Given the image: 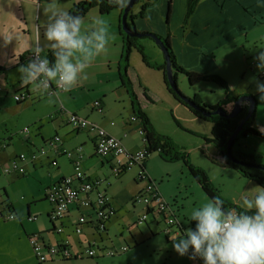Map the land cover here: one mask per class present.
Masks as SVG:
<instances>
[{"label": "rangeland", "instance_id": "obj_1", "mask_svg": "<svg viewBox=\"0 0 264 264\" xmlns=\"http://www.w3.org/2000/svg\"><path fill=\"white\" fill-rule=\"evenodd\" d=\"M43 1L46 2V0ZM66 1V3L60 2V6H63L72 0ZM47 6L46 3L41 8V16L43 18L41 21H44L45 19L43 9ZM56 6L58 5L56 4ZM170 10L169 15H167V0H152L150 2H148V0H139L135 2L130 11L135 14L143 11V15L133 21L135 28L136 25H138V30L136 28L138 33H150L165 38L168 36L167 32H169L170 45L176 63L185 71L195 72L202 75H217L221 77L228 84L234 97H240L241 94L244 93L258 96L255 81H260L258 77L260 72L257 71L256 67H252L251 64H249V66H246L245 76H242L243 68L241 67L245 61L243 56L247 54V52H242V49L244 48L245 51H247L254 47H264V24L260 26L257 25L253 29H250L247 38L243 35L239 39L238 43L243 48L239 47L235 49L234 42H232L231 46L228 45L224 47L223 45L217 49H213L212 47L209 48V46H211L209 42L204 43V40L208 38V29L200 26L202 22L200 23L196 17L194 18V11L186 17V0H171ZM112 12H114V10ZM240 19L246 23L247 19L244 16H241ZM127 20L129 19L127 18ZM158 31L161 34H158ZM259 38L263 39V43L260 44L257 41ZM137 43L142 46L143 55L149 65H146L142 61L140 54L134 49H131L128 54L127 65L128 69L131 68L135 75L139 77L138 80L142 87H145L148 91V101L143 100L142 97L140 98L142 112L147 116L155 131L160 135L168 137L179 151L187 153L189 162L192 165L201 168L206 173L212 185L219 191L220 196L231 201V196L240 192L242 189V186L239 183L242 182L243 184H247V180L241 178L236 171L223 166V163L218 160L217 154L220 155L221 152L224 154L225 148L219 150L211 143V130L213 124L210 121L196 118L186 107L178 103L166 90V87L163 84L162 72L155 69V66L157 67L164 64L163 53L157 44L148 37L138 39ZM211 49H213V52ZM214 57L216 58L217 63L214 62ZM227 61H229V63L225 64ZM218 72L223 76L219 75ZM225 77H227L228 80H226ZM0 80L4 83V85H0V139L11 137L12 140L19 145L23 142L22 139L26 136L22 131L28 129L30 135H27L28 137H26L32 138L31 140L35 141V144L38 147L37 149H39L41 142L40 138L36 136V125L39 121H37V123L32 122L31 124L29 122L36 118H40L38 115L41 113L44 100H48L47 97L41 98L32 93L27 100L16 104L13 100V96L25 95V90L21 87V83L10 86L6 85L5 75L2 72H0ZM261 81H264V79ZM175 84L183 97L195 101L200 106L215 107L220 103L222 104L221 108L227 111L226 107L232 105L224 101L223 89L214 83L201 82L194 87H190L188 86L185 77L177 73L175 75ZM258 101L260 104L258 110L259 115L262 108V102L259 99ZM95 114L96 116H100V118L103 116L101 118L102 122H107L109 124L112 121L116 122L115 117L117 115L115 113L112 118L104 115V113L95 112ZM51 115H53V113L50 114V116ZM53 135L54 130L49 125H46L43 130V136L47 139H51ZM61 135L65 139L68 137H65L63 133H61ZM80 135L87 138L84 133H80ZM87 135L88 142L86 139L85 141L87 143V149L89 150L88 146H91L89 138L93 137L94 133L88 132ZM140 137V134L136 132V136L129 141L131 143L136 142V144L139 145ZM79 139H81V137ZM243 140L244 139H239L235 148H237L238 144L240 145L239 147H241ZM77 141L78 139L72 141V143H77ZM25 145L26 144L24 143L23 150L27 151ZM45 149L48 153V148L45 147ZM13 151H15L13 147L8 145L7 148L2 149V157L7 159L8 155H11ZM118 158L119 157H117L116 160ZM94 159L99 158H91V162L95 165L96 161ZM6 162L7 160L5 161V164ZM147 162L151 169L148 175L150 176L154 174L156 176V183L158 184L161 194L165 196L164 199L169 205H171L174 211L177 212L178 209V216L175 215L179 219L183 220V217L187 219L192 208L198 207L208 199L200 186L189 176L187 169L181 162H164L157 156V153L149 154L146 158V163ZM110 166H106L99 173L105 172L107 175H110ZM137 169L138 168L133 167L121 176L118 182H123V186H119V184L118 187L115 182L116 179L113 177L105 182L110 194H112V192L115 193L114 190H117L120 195L119 203L114 207V214L111 216L109 223H105V230H107V232H93L91 229L83 227V233L89 236V243L94 240L95 247L97 248L103 246L108 249H112L113 247L119 249L120 246L124 244V241L131 244L132 238H135L136 244H140L141 239L148 240V242H144L135 251H133L134 249H131L125 254L124 252L121 253V256L114 255V257H103L97 261L82 260L78 261L79 263L127 264V259L125 258L129 256L133 264H145L147 261L153 263L157 256H165L164 250L168 251L170 249V251H174L172 243L169 245L165 244V236L163 233H159V228L149 224L151 220L150 216L147 217V223L149 224L148 227H150V230H148L147 225L137 223L143 214L142 208L145 206V204L141 202L139 207V203L136 199L137 194H132L133 196L130 197V189H139L142 193L145 188L144 182L138 184L137 187L132 182L131 177H133V175L134 177L136 176ZM43 170L44 174L48 176L45 167ZM51 171L53 170L48 168V174L51 173ZM64 171L66 173H71L72 171L73 173V167H68L67 165L66 170H62V172ZM12 175L13 174L8 176L4 175L5 177L1 178L0 210L6 205L7 201L12 202L13 204L15 203V207L19 210L17 215L21 216L19 219L23 221L25 219V216H23L25 212H21V209L26 204L23 199L29 196L30 192L37 194L42 192V189L38 184L39 180L36 178L34 179V176L31 177L30 173L25 175L24 178L18 177V179H15V181L19 182L9 184V182L6 181L15 176ZM22 179L30 182L29 185L21 182ZM44 205L48 206L43 200H39L36 204L31 205V215H39V212L37 211H41L45 208ZM7 214H9V212H6L3 217H0V241L3 242V245L10 241L12 247V245L19 240L17 236L19 233H22V229L20 228L17 218L14 221L8 222L4 218ZM42 218L43 217L39 216L38 222H40ZM13 222H16L17 226L14 225ZM24 222L23 225L26 227L28 225L34 226L35 223H38L33 222L29 224L27 221ZM77 222L78 219L75 217V223ZM185 222H188V219L185 220ZM149 247L154 249L156 252L155 254H157L156 256L153 255L152 259H149V253L147 251V248ZM12 249L13 255L17 254L15 247H12ZM131 251H133V255L128 254ZM96 256L101 257V254L98 253ZM192 260L193 259H189L188 255L179 256L178 254H175L174 258L171 257L167 259L166 264H194ZM35 263L38 264L37 261H35ZM10 264L18 263L14 262ZM200 264H202V262Z\"/></svg>", "mask_w": 264, "mask_h": 264}, {"label": "crops", "instance_id": "obj_2", "mask_svg": "<svg viewBox=\"0 0 264 264\" xmlns=\"http://www.w3.org/2000/svg\"><path fill=\"white\" fill-rule=\"evenodd\" d=\"M80 1L83 0H72L67 4H64L63 6H60V2L66 3L67 1L57 0V7L68 11L73 4ZM45 4L46 2L43 0H0V72L5 75V84L8 86L21 83L16 68L19 64H23L22 56L32 50V46L34 43L39 42L42 47L45 44V41L43 39V28L41 27L43 23V21H41L43 20L41 16V8ZM131 13L135 14L132 11ZM241 16H244L248 21L246 20V23H244L240 19ZM120 17L121 15L117 10H114V12L111 11L106 14H101L99 12V9L97 8L90 9L83 17L84 23L82 26V30L87 31L91 29L94 26L95 20L103 19L108 24L111 38L105 50L100 52L93 58L89 66L85 69V72L81 75L80 79L70 91H59L57 92L56 96H45L42 88L40 86H37L36 83H21V87L25 90V92H28L29 96L34 93L38 97H47L48 99L44 100V103L42 104L41 113L38 115V117L40 118H36L33 121L29 122L31 124L32 122L37 123V121H39V123L36 125V136L40 138V148L45 149V147H47L48 153H46V155L43 157H38L35 162L27 166L26 175L30 173L31 177L34 176V179L36 178L37 180H39L38 184L41 187L42 192H39L37 194L30 192L29 196L23 199L26 204L21 209V212H25V214L23 215L25 216V219L23 221L19 219L21 218V216L17 215L19 210L15 207V203L13 204L12 202L7 201L6 205L0 210V217H3L6 212H11L14 218L7 221H14L17 218L20 228L22 229V233H19V235L17 236L19 240L12 245V247H15L17 254L13 255V249L11 247L10 241L5 245H3V242L0 241V264H10L14 262L18 264H36V260L33 257L32 249L28 241V237L35 234L38 235L40 237V241L46 245L55 246L62 244L64 241H67L68 250L73 256L69 259H56L47 261L43 264H81L78 261H97L99 259H102L103 257H108L102 255V249L105 251H117L121 247L126 246L127 251L124 252L125 254L131 249H134L133 251H135L144 242H148V240L141 239V243L136 244L135 238H132L131 244L124 241V244L120 246V248L118 247L119 249H116L114 247L112 249H108L103 246H101L100 248L95 247V242L94 240H92V243L94 242V249L97 248V254L100 253L101 257L95 256L93 258H87L85 257V250L89 244V236L83 233V227L91 229L93 232L96 231L93 229L92 225H83L82 234L76 235L73 232V227L76 224L75 217H77L78 219V216L80 214L93 218L92 212L90 210H78L74 205L69 206L68 212L66 213L65 217L60 222L55 223L56 226L61 225L63 227V231L60 234H56L52 231V226L47 219L48 214L51 211V206L45 199L46 191L51 185L58 182L62 178L73 175L72 171L71 173H66L65 171L62 172V170H66V166L68 165V167H73L74 172V165L72 161H74L75 159H78L79 168L86 178H88L89 180L101 179L103 182V186L106 187L107 190L108 186L105 185V182L113 177L110 171L109 172L111 176L107 175L105 172L99 173L106 166L112 165V159L110 160L109 157H98L99 159H94L96 161L95 165L93 164V162H91V158L97 157L94 153L93 139L95 134L93 135V137L89 138L91 146H88V150L87 143L85 141L86 139L88 142L87 132H78L73 130L70 125H68V114H74L78 117L88 120L92 124L97 125L109 135L117 138L121 142L123 147L131 154L136 153L143 148V144L141 141L142 137L139 138V145H137L136 142L131 143L129 141L134 136H136L139 124L129 121L132 116L133 108L126 88L122 85V82L120 80V75L125 72L124 74H126V78L132 85L133 92L136 95L139 105H141V97L143 98V100L148 101L149 96L147 89L145 87H142L140 81L138 80L139 77L135 75L133 70L131 68H127V70L124 71L125 63H123V43L121 36L122 31L120 30L119 23ZM195 17L200 21V23L202 22L200 24L201 27L208 29V38L204 40V43L209 42V44L211 45L209 46V48L212 47L213 49H217L223 45L224 47L228 45L231 46L232 42H234V48L237 49L239 47H242L241 45H239L238 41L243 35L247 38L250 29H253L257 25L260 26L264 24V4H258L257 0H200L194 9V18ZM136 28L138 30V25H136ZM157 33L161 34L159 33V31ZM5 41H7V43H5ZM257 41L260 44L263 43L262 38L257 39ZM213 49H211V51ZM259 49L261 48L254 47L253 49H248L247 51H245L244 48L242 49V52H247V54L243 56V59H245V61L243 63L244 65L242 64L241 67L243 68L242 76H245L246 66H249V64H251L252 67H256V61L254 57ZM48 51L51 50L44 47V54H46ZM214 62L217 63L215 57ZM228 63L229 61H227V63L225 64ZM263 73L264 72H260L258 76L260 81L264 79V75H262ZM218 74L223 76L219 72ZM225 79L228 80L227 77H225ZM0 85H4L3 81L1 80ZM246 94L251 95L250 93ZM242 95H245V93ZM254 96L256 97L257 104L254 123L252 126L257 133L262 135L257 129L260 127H264V102L261 103L262 108L260 114L258 115L260 104L258 101V96ZM94 102H99L100 104L101 111L98 113H104V115L108 116L109 118L114 117L113 114L115 113L117 115L115 117L116 122L112 121L110 122V124L107 122H102L101 118L103 116H101L100 118V116H96L95 114V112L97 111L93 108L92 104ZM60 109H62L63 111ZM52 113L53 115L50 116V114ZM46 125H49L54 130L53 136H61H59L60 142L56 144L55 147H59L67 151L79 150L78 154L74 156V160L67 159L65 156L55 155L52 150L53 147L43 144L42 140L49 141V139L43 136V130ZM61 133H63L65 137H68L65 139L61 135ZM80 133H84L86 135L85 137L87 138H84L83 135L81 136ZM27 135L29 136L30 133H28ZM26 136L22 139L23 142H21L19 145H17L11 137H4L0 139V168L7 166L8 161L16 155L20 153H28L31 150H36L38 148L35 144V141H32V138H27L28 136ZM80 137L81 139H79ZM77 139V143L73 144L72 141ZM24 143L26 144L25 146L27 151L23 150ZM8 145L12 146L15 151H13V153L11 155H8V158L5 159L2 157V149L7 148ZM239 146L240 145L238 144L237 148L239 150L248 154H252L259 164L264 165V139L256 136L247 137L244 138L243 142L241 143V147ZM219 156L220 155L217 154V158L220 161ZM6 160L7 162L5 164ZM220 162L223 163L222 161ZM144 164L145 173L147 174L150 181L154 182L159 194L164 199L165 196L161 194V191L158 188V184L156 183V176L154 174L150 176L148 175L149 171L151 170L149 168V163H146L145 161ZM50 165L56 167H51ZM44 167L48 176L44 174ZM48 168L50 170H53L49 174ZM138 172L139 168L137 169V174L135 177L134 175L133 177L130 176L132 178V182L136 187L138 184H141V182H139L137 179ZM5 176L0 173V183L1 178ZM12 176H14V174ZM121 176H123V174ZM121 176L115 181L117 183V186L119 184V186H123V182H118ZM14 177L6 182H9V184L19 182L15 181V179H18V177L16 175ZM21 182H24L27 185H29L30 183L27 180L25 181V179H22ZM247 182V184H243L242 182L239 183L242 186L241 191L231 196L232 199L230 202L236 205L238 208H240L238 199L239 195L245 191L248 194H251L254 191L255 186H258L250 181ZM114 192L115 193L112 192V194H110L109 192L110 205L113 210L115 205L119 203L120 197L119 191L114 190ZM140 193L141 191L139 189H130V197L133 196L132 194L139 195ZM93 196V194H88L89 198H92ZM39 200L45 201L48 206L44 205L45 208H43L41 211H37L39 212V215H31V205L36 204V202H38ZM138 203L140 207V202ZM169 206L172 213L177 219L178 226L174 227V231L170 235H164V241L166 245L171 244V239L180 235L185 228L193 226V222H185V220L187 219H185L184 217L183 220L179 219L177 217L178 209L176 212L172 209L171 205ZM10 207L11 210H8V208ZM144 211L145 206L144 208H142V213H144ZM6 216H4V218ZM39 216L43 217L40 222H38ZM148 216L151 217L149 224H152L154 227L159 228V233H163L165 224L163 222H158L150 214ZM148 216H146L145 221L141 224L147 225L148 230H150V227H148L149 224L147 223ZM28 217H35V220L30 221ZM24 221L29 222V224L33 222L38 223H35L34 226L28 225L26 227L23 225V223H25ZM109 221L107 223H109ZM137 223L140 224L139 221ZM13 224L17 226L16 222H13ZM103 232H107V230L104 229ZM8 246L10 247V249ZM133 251L128 254H132ZM147 251L149 253V259H152L153 255H157L155 254V250L151 247L147 248ZM164 252L165 256H157L153 263L147 261V263L145 264H166L168 258H174V255L177 254L175 251H170V249L168 251L164 250ZM119 256H121V254H119ZM125 259H127V264H133L130 256L126 257ZM192 261L194 262V264H200L202 262L200 258H195Z\"/></svg>", "mask_w": 264, "mask_h": 264}, {"label": "clouds", "instance_id": "obj_3", "mask_svg": "<svg viewBox=\"0 0 264 264\" xmlns=\"http://www.w3.org/2000/svg\"><path fill=\"white\" fill-rule=\"evenodd\" d=\"M111 2L122 9L129 0ZM46 3L41 25L45 44L42 47L34 43L31 58L19 64L16 71L23 84L36 83L46 89L48 82L54 81L68 92L93 58L105 50L111 38L109 27L103 19H97L91 29L84 31L80 15L58 8L57 0ZM257 3L264 4V0ZM44 47L52 51L51 62ZM254 59L257 71L264 72V48L257 51ZM255 85L258 99L264 102V81H255ZM230 107L226 110L230 111ZM257 130L264 135V127ZM219 157L222 161L223 154ZM238 199L239 210L226 209L225 201L218 196L192 208L187 219L193 226L171 239L173 250L189 259L200 258L203 264H264V186H255L251 194L245 191Z\"/></svg>", "mask_w": 264, "mask_h": 264}, {"label": "built area", "instance_id": "obj_4", "mask_svg": "<svg viewBox=\"0 0 264 264\" xmlns=\"http://www.w3.org/2000/svg\"><path fill=\"white\" fill-rule=\"evenodd\" d=\"M31 55L32 51L24 54L22 56V63H26L31 58ZM262 75H264V73ZM41 88L46 95L56 96L57 92L62 91L54 81H49L46 89L43 87ZM23 98L24 94L13 96V100L16 102L23 100ZM92 105L97 112L101 111L99 102H94ZM67 120L71 128L75 130H85L95 134L94 153L100 158L109 157L112 159V174L114 177H117L123 170H130L132 167L137 166L140 168L146 158L144 148L131 154L123 147L117 138L109 135L103 129L90 123L84 118L78 117L74 114H68ZM129 121L139 124V121L135 117H131ZM137 132L140 136H143L140 128H138ZM22 133L27 135L29 131L28 129H24ZM142 141L144 142V138H142ZM58 142L59 137L55 136L47 143V145L53 147L52 150L55 155L65 156L67 159L74 160V156L78 154L79 150L67 151L59 149L55 147ZM46 153L47 152L44 148L31 150L28 153H20L10 159L7 166L1 167L0 173L3 175L14 174L17 177L25 176L27 166L35 162L38 157L45 156ZM117 157L119 158L116 160ZM72 162L74 165L73 175L62 178L51 185L46 191L45 199L51 206L48 220L52 226V231L56 234H60L63 231V227L61 225L56 226L55 223L60 222L68 212V207L74 205L78 210H90L93 215V218L87 217L83 214L78 216V222L73 227V232L76 235L82 234L83 225H92L96 232H103L105 229V223H107L114 214V210L110 205L109 192L107 188L103 186L101 179L89 180L84 176L80 171L78 159H75ZM137 179L145 183L144 190L136 197L138 202H143L145 204V211L139 218V223L144 222L146 216L150 214L155 220L165 224L163 234L170 235L174 231V227L178 226L177 219L172 213L170 206L161 197L156 185L154 182L150 181L145 171L139 170ZM88 194H93L94 196L89 198ZM13 218L14 216L12 213L7 214L5 217L6 220H12ZM28 219L32 221L35 220V217H29ZM28 241L32 249L33 257L38 264H43L47 261L56 259H69L73 257L68 250L67 241L55 246L46 245L40 241V237L36 234L30 236ZM91 243L88 244L85 250V257L87 258H93L97 254V249H94L93 247L94 242ZM126 251L127 247L123 246L117 251H105L102 249L101 253L103 256L112 257Z\"/></svg>", "mask_w": 264, "mask_h": 264}, {"label": "trees", "instance_id": "obj_5", "mask_svg": "<svg viewBox=\"0 0 264 264\" xmlns=\"http://www.w3.org/2000/svg\"><path fill=\"white\" fill-rule=\"evenodd\" d=\"M150 1H152V0H148V2H150ZM199 1L200 0H186V12H187L186 17L189 16L194 11V9H195V7ZM170 4H171V0H167V12H166L167 15H169V13H170ZM93 8H98L99 12L101 14H106V13H109L113 10H117V11H119L120 15H122V11L124 9V8H122V9L117 8L111 2V0H83V1H80L78 3L73 4L71 6V8L68 10V12H70L74 15H80L83 18L87 14V12ZM142 15H143V11H140L137 14H132L131 11H129V13H128V17H127L129 19V20H127L128 27L130 29H132L134 32H137V31L134 27L133 21ZM167 33H168V36H166L165 38H162L161 36H157V35L150 34V33H138V34L142 35V37H140V38L148 37V38H151L154 42L156 40H158L160 42L161 46H159V45H157V46L159 47L160 50H161V48L164 50V53L163 52L162 53H163V56L166 55V57H167V62L171 68L174 81H175V75L178 73V74H181L185 77L186 82H187L188 86H190V87H194L201 82L214 83L223 89L224 101L227 103L233 104L238 99L239 96L234 97L232 95V91L230 90L228 84L221 77H219L217 75H202V74H198L195 72H187L177 65L175 56L172 52L171 45H170L169 32H167ZM121 36H122V43H123V59H124V63H125L124 71H126L128 68L127 58H128V54L131 51V49L136 50L140 54L142 61L146 65H149L146 62L145 57L143 55L142 46L138 45V43H137V40L140 38L130 37L124 33H122ZM46 55L48 56L50 62L54 59L52 56V51H48L46 53ZM165 65H166V61L164 59V64L161 66H157V67L155 66V69L162 72L163 84L165 85L166 90L168 91L169 94L172 95V97L178 103H180L182 106L186 107L189 110V112L192 113L196 118H199V119H202L205 121H210L213 124L212 130H211V143L216 148H218L219 150H222V148H226V143H227L228 138L231 136V134L234 132V130L237 128V126L241 123V121L245 119V117L248 113V110L251 106V113H250L248 119L246 120V122L243 124L241 130L237 134V136L234 140L233 146L230 149V154L234 160L233 161H227L226 154L224 153L223 154L224 157L222 158V161H223V166H225V167H227L233 171H236L240 175L241 178H243L247 181H250L252 183H255L258 186H264V170H261V169H258L255 167V166H260L264 169V165L259 164L256 161V158L252 154L242 152L238 148H235L239 139H244V138L252 137V136H256V137H260V138L264 139V136L257 133L252 127V125L254 123L256 104H257L256 97L254 95H248V94L242 95L241 94L240 97L247 98L248 103H244L242 105L241 111L234 118L227 119L224 117L214 115V114H212V112H214L217 108L221 107L222 104L219 103L215 107H207V106H200L195 101H192L189 98H186V99H188V102L181 100L180 98L182 97V95L180 94L178 89L172 90L168 86V83L166 81V76H165ZM124 73L122 75H120V80L122 82V85L126 88V91H127L128 95L131 99L132 108H133L132 117H135L139 121V128L141 129V132L143 135L142 138H144V142L142 140L141 141L143 144V148L146 152V158L151 153H157L158 157L164 162H167V163L181 162L183 164V166L187 169L189 176L200 186L201 190L207 196V198L213 197V196H218V197L222 198L220 196L219 191L212 185V183L209 180L206 173L201 168L196 167L189 162L187 153L179 151L172 144L171 140L168 137L160 135L155 131V129L151 125L150 121L148 120L147 116L142 112V109H141L140 105L138 104L136 95L133 92L132 85L130 84L129 80L126 78V74H124ZM47 96H49V95H47ZM28 97H29L28 92H25L23 100H21L19 102L15 101V103L18 104L20 102H24L25 100H27ZM189 103H191L192 106H190ZM60 110H62V109H60ZM227 111H229V110H227ZM204 113H210V116L207 117L204 115ZM73 130H75V129H73ZM75 131L82 132L85 130H77L76 129ZM86 132L88 133V131H86ZM55 136L59 137L58 135H55ZM55 136H53L51 139H49V141H43L42 140L43 144L47 145V143L50 142ZM94 139H95V136H94ZM94 139H93V141H94ZM59 142H60V138H59ZM58 143H56V144H58ZM57 148H59V147H57ZM59 149H62V148H59ZM221 155H222V152H221L220 156ZM146 158L139 168L142 171H145V166H144L145 164L144 163L146 161ZM110 167H111L110 172H111V175L113 176L112 165ZM136 168H138V166ZM127 171L128 170H123L118 174L117 177L113 176V178L118 179L122 174H124ZM139 182H141V181H139ZM139 195H137V196H139ZM222 199L225 201L224 207L226 209H229L232 207H235L238 210L240 209L236 205L232 204L230 201H228L224 198H222ZM9 209L11 210V207L8 208V210ZM9 213H11V212H9Z\"/></svg>", "mask_w": 264, "mask_h": 264}, {"label": "water", "instance_id": "obj_6", "mask_svg": "<svg viewBox=\"0 0 264 264\" xmlns=\"http://www.w3.org/2000/svg\"><path fill=\"white\" fill-rule=\"evenodd\" d=\"M139 0H129L128 5L123 9L122 11V15L120 17V29L122 31V33L126 34L127 36L130 37H135V38H140L142 37L141 34H138L137 32H134L132 29H130L128 27V22H127V17H128V13L129 11L132 9L133 5L135 4V2H137ZM155 43L159 46L160 42L158 40L155 41ZM161 48V47H160ZM161 51L164 53V50L161 48ZM164 59L166 61V65H165V76H166V81L168 83V86L172 89L175 90L176 88V84L175 81L173 80V74L171 71V68L167 62V57L166 55H164ZM181 100L188 102V99H186V97H181ZM244 103H248V99L247 98H243V97H239L231 106L230 111H225L223 108L219 107L217 108L214 112H212V114L220 116V117H224L227 119H231L234 118L238 115V113L241 111L242 109V105ZM190 106H192L191 103H189ZM251 113V106L248 110V113L245 117L244 120L241 121V123L237 126V128L234 130V132L231 134V136L228 138L227 143H226V148L224 153L226 154V159L227 161H233L234 159L232 158L231 154H230V149L233 146L234 140L237 136V134L239 133V131L241 130L243 124L246 122V120L248 119L249 115ZM205 116H210V113H204ZM224 157V155H223ZM258 169L264 170L262 167L260 166H255Z\"/></svg>", "mask_w": 264, "mask_h": 264}]
</instances>
